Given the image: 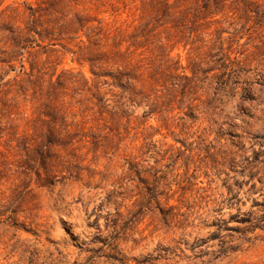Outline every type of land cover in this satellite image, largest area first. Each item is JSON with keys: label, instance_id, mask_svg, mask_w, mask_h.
<instances>
[{"label": "rangeland", "instance_id": "374dc122", "mask_svg": "<svg viewBox=\"0 0 264 264\" xmlns=\"http://www.w3.org/2000/svg\"><path fill=\"white\" fill-rule=\"evenodd\" d=\"M0 264H264V0H0Z\"/></svg>", "mask_w": 264, "mask_h": 264}]
</instances>
